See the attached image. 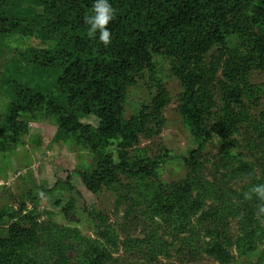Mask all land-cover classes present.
Wrapping results in <instances>:
<instances>
[{
    "label": "rangeland",
    "instance_id": "374dc122",
    "mask_svg": "<svg viewBox=\"0 0 264 264\" xmlns=\"http://www.w3.org/2000/svg\"><path fill=\"white\" fill-rule=\"evenodd\" d=\"M34 1H1V5L20 13V17L12 31H0V245L9 239L8 230L13 223L29 219L35 225L49 219L70 226L79 236L75 240L70 236L62 242L64 257L69 263L83 260L81 238L94 240L97 231L107 229L117 238L118 249L113 253L117 264H218L202 251L211 236L201 214L210 198L204 200L200 211L192 214L185 232L173 229L181 217V208L174 203L191 169L186 163L190 158L195 162L194 172L208 182L222 177L224 169L217 161L227 154L250 163L257 176H264V146L256 133L251 132L248 121L239 120L228 132L231 119L238 120L244 112L235 102L230 101L229 105L225 100V93L237 86L234 93L240 94L241 103L249 109L248 115L257 120L264 116L261 58L241 54L253 67L247 68L241 62L243 69L238 70L245 73L242 82L241 74L234 73L236 69L227 71L229 76L233 75L232 80L222 74L224 61H232L229 54L217 49L208 54L211 56L208 61L218 63L217 70L213 71L215 78L209 83L214 105L205 113L200 131L190 130L189 119L181 112L184 104L185 109L192 106L187 103L189 94L185 93L182 69H175V57L155 54L152 62L158 81L152 90H157L158 83L168 95L157 134L149 137L138 134L124 143H120V138H87L77 130L60 126L57 114L50 108L19 112L17 120L24 125L15 144V135L2 122L8 105L5 90L13 91L17 83L30 90H39L51 83L50 70L55 69V64L45 66L49 71L44 73L39 69L46 65L48 55H52L44 52L53 46V37L60 36L57 31L55 35L48 34L45 40L36 35L43 17L41 7L35 6ZM243 40L235 34L225 39L227 48L232 50ZM236 55L231 52L233 59ZM148 81L149 72L144 71L142 78L128 88L127 105H124L126 118L133 114L135 105L146 99ZM56 85L51 83L49 87L56 91ZM250 99L257 106L251 107ZM80 121L97 125L89 116L81 117ZM234 175L223 178L228 186L237 189L244 181L233 178ZM229 222V235L234 240L239 233V222L237 218H230ZM260 224L264 228V220ZM151 238L163 242L168 256L147 257L146 243L134 241L147 239L149 244ZM153 241L160 247V241ZM229 250L234 255L229 264L255 262L254 258L238 254L234 246ZM54 259L48 258L49 264H55Z\"/></svg>",
    "mask_w": 264,
    "mask_h": 264
},
{
    "label": "trees",
    "instance_id": "16d2710c",
    "mask_svg": "<svg viewBox=\"0 0 264 264\" xmlns=\"http://www.w3.org/2000/svg\"><path fill=\"white\" fill-rule=\"evenodd\" d=\"M1 1L0 31H12L20 13L1 5ZM110 3L117 14L108 25L112 42L104 47L86 35L85 18L90 13L92 0L34 1L35 6L41 7L43 17L36 35L45 40L48 34L60 33L53 37V46L44 52H52V55H48L46 65L39 69L44 73L49 71L45 66L55 64V69L50 70L51 83L57 84L58 89L53 91L49 87L51 83L39 90L23 89L17 83L13 91L5 90L8 105L2 122L15 135L13 143L18 142L19 131L24 125L17 120L19 112L50 108L57 114L60 126L77 130L87 138H120V143H124L138 134L146 137L157 134L163 122L161 110L168 95L158 83L157 90H152L158 81L152 62L155 54L175 57V69H182L185 93L189 94L187 103L192 106V109H185L184 104L181 112L189 119L190 130L200 131L205 113L214 105L209 83L215 78L213 71L217 70L218 63L208 61L211 57L208 54L213 49L229 54L232 61L226 59L222 67V74L229 80L233 75L229 76L227 71L236 69L234 73L241 74L243 82L245 73L238 70L243 69L242 61L247 68L252 67L247 64V59L243 60V52L251 58H261L264 63V0H110ZM229 34L244 39L233 50L226 45ZM231 52L237 54L235 59ZM144 71L149 72L146 99L132 106L135 110L126 118L124 105H127L128 88L142 78ZM236 87L225 93L226 104L235 102L244 116L231 119L228 132L239 120L248 121L252 125L251 132L256 133L264 146V116L257 120L248 115L249 109L241 103L240 94L234 93ZM251 104V107L257 106V103ZM85 116L93 117L97 125L81 123L80 118ZM262 157L264 171V148ZM234 159V154L218 158L217 164L224 173L212 182L197 176L193 158L189 159L193 162L186 160L191 169L186 173L174 203L181 208V217L173 224V229L188 231L186 226L190 217L201 210L204 200L210 198L209 205L201 213L207 234L211 235L202 247L203 253L218 264H229L234 258L229 249L234 246L238 254L255 259L251 264H264V228L260 224L264 214L258 212L260 202L255 197L251 200L243 198L251 185L264 182V176H257L250 163ZM228 175L244 182L233 189L223 178ZM230 218H237L239 222V233L234 240L229 235ZM31 222L27 219L9 227V239L1 241L0 245V264H49L48 258H55V264H117L113 253L115 248L118 249V242L113 231L99 230L94 240L81 238L83 260L69 263L64 257L62 242L70 236L75 240L79 238L78 234L70 226L49 219L35 225ZM151 239L149 244L147 239L134 241L146 243L147 257L168 256L163 242ZM153 240L160 241V247Z\"/></svg>",
    "mask_w": 264,
    "mask_h": 264
},
{
    "label": "clouds",
    "instance_id": "9594fccd",
    "mask_svg": "<svg viewBox=\"0 0 264 264\" xmlns=\"http://www.w3.org/2000/svg\"><path fill=\"white\" fill-rule=\"evenodd\" d=\"M117 10L112 6L110 0H92L91 10L85 18L86 35L89 39H96L104 47H108L112 42L109 23L115 20ZM253 197L258 202V212L264 214V182L253 184L249 190L243 193L245 200Z\"/></svg>",
    "mask_w": 264,
    "mask_h": 264
}]
</instances>
